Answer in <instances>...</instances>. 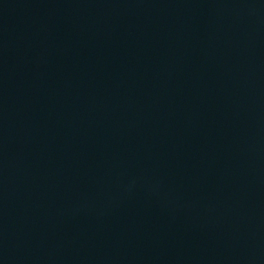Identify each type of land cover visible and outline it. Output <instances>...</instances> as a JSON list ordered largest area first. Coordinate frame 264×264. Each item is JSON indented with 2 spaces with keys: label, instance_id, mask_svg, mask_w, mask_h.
I'll use <instances>...</instances> for the list:
<instances>
[{
  "label": "water",
  "instance_id": "95a60500",
  "mask_svg": "<svg viewBox=\"0 0 264 264\" xmlns=\"http://www.w3.org/2000/svg\"><path fill=\"white\" fill-rule=\"evenodd\" d=\"M0 264H264V0H0Z\"/></svg>",
  "mask_w": 264,
  "mask_h": 264
}]
</instances>
